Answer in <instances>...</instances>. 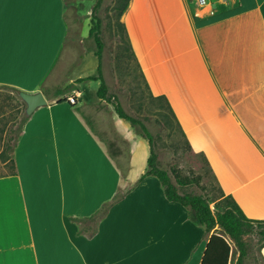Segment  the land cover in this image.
Wrapping results in <instances>:
<instances>
[{
    "label": "crops",
    "instance_id": "1",
    "mask_svg": "<svg viewBox=\"0 0 264 264\" xmlns=\"http://www.w3.org/2000/svg\"><path fill=\"white\" fill-rule=\"evenodd\" d=\"M209 2L215 14L198 18L207 8L195 0H129L121 22L151 96L166 102L192 156L248 218L264 220V0ZM64 13V0L0 5V85L47 99L21 128L15 173L0 175V264H200L214 230L169 201L156 176L125 179L82 120L85 81H73L94 74L69 77L75 108L43 89L68 37ZM118 190L92 236L90 223L71 220Z\"/></svg>",
    "mask_w": 264,
    "mask_h": 264
},
{
    "label": "rangeland",
    "instance_id": "2",
    "mask_svg": "<svg viewBox=\"0 0 264 264\" xmlns=\"http://www.w3.org/2000/svg\"><path fill=\"white\" fill-rule=\"evenodd\" d=\"M122 1L66 0L64 14L68 23V37L43 89L46 92H62L70 96L76 87L73 84L75 81L67 83L69 77L96 74L98 57L95 53L81 58L85 50L94 51V40L88 31L90 27L98 25L99 36L103 42L101 73L107 85L106 94L110 97V102L97 99L96 90L99 83L94 84L86 80L78 84L77 87L82 92V109H79V114L84 123L98 137L113 160L122 167H128L124 178L135 179L147 167L150 146L148 140L137 134L128 121L118 116H115L116 121L112 120L115 113L113 103L117 101L128 114L140 119L151 133L153 150L160 167L166 169L170 175L171 168H178L184 173L192 169L202 176L200 186L191 185L182 191L203 193L210 200H216L222 190L203 167L202 160L190 153L166 102L161 98H153L147 88L120 25L122 14L119 15V10ZM24 109L25 103L21 101L17 91L0 86V139L8 136L10 139L15 135ZM114 127L119 134L114 131ZM129 129L132 130L128 131ZM196 160L202 171L194 168H198ZM119 189L122 193L124 187ZM245 240L247 253L243 256L241 264H264L259 250L262 239L258 235H250L245 237ZM229 241L231 252L228 264H237L238 249L230 239Z\"/></svg>",
    "mask_w": 264,
    "mask_h": 264
},
{
    "label": "trees",
    "instance_id": "3",
    "mask_svg": "<svg viewBox=\"0 0 264 264\" xmlns=\"http://www.w3.org/2000/svg\"><path fill=\"white\" fill-rule=\"evenodd\" d=\"M127 3L128 0L122 1L119 15L124 12ZM120 25L125 32V40L129 45L130 43L128 41L125 26L122 22ZM97 26L90 27L88 31V34L93 37L95 44L94 53L98 57L97 72L94 75L78 78L75 82L99 79L100 83L96 94L98 98L110 102V97L106 94L107 85L105 83L103 74L101 73L103 42L99 36V28ZM129 48L131 49L130 45ZM0 86L8 87L17 92L19 91L18 88L13 86ZM56 101L58 103L66 101L73 108H75L78 103L76 101L70 103L65 97H62ZM113 105L118 117L128 121L137 134L148 140L150 146V154L146 160L147 167L136 181V184L148 175L156 176L163 187L162 190L164 191L165 197L169 201H175L187 207L191 220L196 224L203 226L206 231H210L211 229L214 230L210 235L208 242L206 243L200 264H228L231 252V244L229 239L238 249L237 264H241L243 256H245L247 253V243L245 237L250 235H258L262 239L260 247L264 246V220L248 218L231 195H224L222 193L218 198H216V200H210L203 193L196 194L182 191L183 188L191 185L200 186L202 176L198 173H195L192 169H189L186 173H184L178 168H171L170 173L172 175V179L169 172L166 169L160 167L156 161V153L152 146V135L150 132H148L149 130L145 124L140 119L128 114L117 101H115ZM28 117L29 116H26L25 113L22 115L19 125L15 129V135L10 137L11 143L9 136L7 138L5 137V139H0V164H2L0 165V168L3 169L0 170V175L15 173V162L12 158L13 151L17 144L20 132L22 131L21 128L27 121ZM108 156L110 158L109 160L114 163L122 176H124L128 167H122L121 164H118L115 160H113L114 158L109 153ZM122 196L123 194H121L118 190L111 199L105 201L91 216L84 218H71V220L78 224L81 222L90 223L89 225H91V230L87 235L92 236L96 232V223L106 215L110 207L119 201ZM85 228L88 227H80L78 232L85 233Z\"/></svg>",
    "mask_w": 264,
    "mask_h": 264
},
{
    "label": "water",
    "instance_id": "4",
    "mask_svg": "<svg viewBox=\"0 0 264 264\" xmlns=\"http://www.w3.org/2000/svg\"><path fill=\"white\" fill-rule=\"evenodd\" d=\"M17 93L21 101L25 103L24 113L26 116H30L38 107L47 104V99L41 91L27 92L19 90Z\"/></svg>",
    "mask_w": 264,
    "mask_h": 264
},
{
    "label": "built area",
    "instance_id": "5",
    "mask_svg": "<svg viewBox=\"0 0 264 264\" xmlns=\"http://www.w3.org/2000/svg\"><path fill=\"white\" fill-rule=\"evenodd\" d=\"M196 2V5L199 7V8H207L205 10V12H203V14L199 13V12H195L194 13V16L195 17H198V18H202L203 16H212L215 14V11L214 9L212 8H209V0H195ZM80 97V93L78 91H73V93L70 95V97L68 96L67 97V101L70 102V103H73L75 101H77Z\"/></svg>",
    "mask_w": 264,
    "mask_h": 264
},
{
    "label": "snow or ice",
    "instance_id": "6",
    "mask_svg": "<svg viewBox=\"0 0 264 264\" xmlns=\"http://www.w3.org/2000/svg\"><path fill=\"white\" fill-rule=\"evenodd\" d=\"M4 0H0V5H2ZM18 3H34L36 0H17Z\"/></svg>",
    "mask_w": 264,
    "mask_h": 264
}]
</instances>
